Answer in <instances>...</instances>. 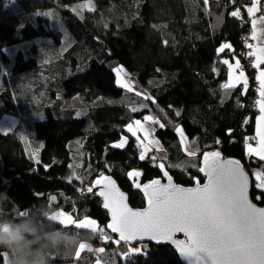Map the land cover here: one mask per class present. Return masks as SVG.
<instances>
[{
	"label": "trees",
	"instance_id": "trees-1",
	"mask_svg": "<svg viewBox=\"0 0 264 264\" xmlns=\"http://www.w3.org/2000/svg\"><path fill=\"white\" fill-rule=\"evenodd\" d=\"M252 2L0 0V218L16 219L19 212L44 205L51 214L63 211L77 222L94 219L109 231L102 201L86 191L101 174L117 181L132 207L142 208L145 200L128 175L134 170L147 182L161 176L157 165L163 164L176 183L192 186L204 180L201 159L214 151L240 160L250 172L264 170V161L248 154V145L258 143V92L252 83L247 92L241 83L223 87L230 78L223 61L234 66L252 50L243 41L252 27L247 12ZM237 7L243 21L231 15ZM225 43L231 49L219 52ZM118 66L148 90L150 99L117 85ZM76 96L85 103L108 99L77 117L75 109L64 107L65 99ZM145 105L149 108L132 111ZM151 111L163 125L156 137L166 155L150 150L141 160L139 141L127 125ZM27 125L43 143L39 162L25 135ZM180 127L189 139L197 138L196 158L181 144ZM123 137L125 146L113 147ZM77 152L83 157L80 171L74 166ZM252 196L264 204V190L254 185ZM53 223L90 236L87 242L104 249L87 259L76 253L67 261L53 257V264H182L163 244H117L110 233L105 240L71 222ZM0 264H8L3 249Z\"/></svg>",
	"mask_w": 264,
	"mask_h": 264
},
{
	"label": "snow or ice",
	"instance_id": "snow-or-ice-1",
	"mask_svg": "<svg viewBox=\"0 0 264 264\" xmlns=\"http://www.w3.org/2000/svg\"><path fill=\"white\" fill-rule=\"evenodd\" d=\"M258 3L259 0H256V4L247 9L250 15L258 10ZM231 15L239 17V9L233 11ZM260 23H264V18H261ZM256 24L257 21L253 20V29ZM252 39H257L255 34ZM248 47L251 48L252 45ZM226 48L231 49V45L225 43L218 51L223 52ZM248 55L255 57L254 67L259 69L264 64V47H257L255 52H249ZM223 63L228 65L230 70L229 81L223 87L234 89L237 83H242L243 92H247L248 78L240 61L236 60L234 66L227 59ZM236 70H239V76L233 77L232 73ZM116 72L119 77L123 69L117 68ZM256 79L260 82L258 91L261 97L258 101L261 112L257 132L259 144L256 148L249 144L248 154L264 161V70L259 72ZM117 84L129 91L132 90L130 83L122 79H118ZM145 99L150 98L145 97ZM132 111L135 112L137 109L134 107ZM143 119L158 123L151 116H145ZM127 131L139 141L141 148L139 158L145 159L150 149L144 145V141L140 140L137 133L143 131L149 134V129L144 127L141 120H135L127 125ZM177 131L183 137V130L177 129ZM126 143L127 137H123L121 142L113 147H124ZM157 143L158 141L155 140L149 141V144ZM197 151L198 149L190 151L188 155L195 156ZM219 158L218 151L204 154V167L200 168V171L207 176V183L196 188L174 186L167 171L164 172V175L168 176L167 185H162L160 180H153L144 185L135 183V187L142 188L147 198L148 207L143 211L128 207L125 194L119 191L110 177L101 174V177L94 181V186H98L95 194L103 198L102 207L111 213L112 222L107 228L119 234V239L115 243L121 241L129 243L132 240H143L145 237L158 243L171 242L176 245L180 255L188 261V264H264V208L256 207L249 200V176L239 161L223 162ZM157 167L163 169L164 165L158 164ZM128 175L139 177L142 173L134 170ZM254 175L258 181L256 187L264 190V170ZM197 184L199 185L198 181ZM86 191L92 193L93 187H87ZM50 199L55 201L56 197ZM18 215L24 216L27 212L21 211ZM49 218L62 225L71 222L76 228L90 229L93 233L99 229L103 239H110L94 219L85 217L77 222L73 220L72 215L63 211L53 212ZM176 233H183L186 239H175ZM85 248L86 244L82 243L79 250ZM88 250L91 251L90 248ZM98 251L103 252L104 249ZM130 251L140 253L141 249L132 248ZM79 254L80 252L77 251L76 256L78 257Z\"/></svg>",
	"mask_w": 264,
	"mask_h": 264
},
{
	"label": "clouds",
	"instance_id": "clouds-1",
	"mask_svg": "<svg viewBox=\"0 0 264 264\" xmlns=\"http://www.w3.org/2000/svg\"><path fill=\"white\" fill-rule=\"evenodd\" d=\"M50 215L40 205L16 219L0 218V249L8 253V264H53V257L67 261L90 240L78 230L57 227Z\"/></svg>",
	"mask_w": 264,
	"mask_h": 264
},
{
	"label": "rangeland",
	"instance_id": "rangeland-1",
	"mask_svg": "<svg viewBox=\"0 0 264 264\" xmlns=\"http://www.w3.org/2000/svg\"><path fill=\"white\" fill-rule=\"evenodd\" d=\"M262 1L263 0H259V3L257 4L258 10L253 15H251V17H258L262 13H264V5H261V4H263ZM254 4H256V0H253L252 5L249 6V7H252ZM24 45H26L27 47H29L30 46V43H26ZM24 45H21V46H24ZM21 46H17V47H21ZM13 49H15V48H13ZM248 57L249 58L243 59L242 62H240V64H241L242 69H243L244 73L246 74V76L248 77L250 75V77L252 79V78L256 77L255 76L256 68L254 67L255 59H254V57H251L249 55H248ZM117 68H122L123 69V72H121V74H120L119 77H118L117 72H116V69ZM117 68L115 69V74H116L117 80L118 79H122V81L129 82L130 85H131V89L132 90L129 91L127 88H122V87H120L117 84L120 88H122V89H124L126 91H129L131 93H135V94L139 93L138 96H142L144 98L145 97H149L148 90L145 87H143L138 82V80L133 75H131L128 72L127 69H125L123 66H118ZM237 73H239V70L237 71ZM234 74L236 75V71L234 72ZM241 86L243 88L242 83H241ZM250 86H251V82H250V79H248V88H247V91L249 90V87ZM252 87L258 92V89H259L258 87L253 86V84H252ZM107 99L108 98H106V97H101V98H98L93 103H85L79 96H76V97H73V98L65 99L64 107L67 108V109H75L77 111V114H76L77 117H84V116L87 115V113L92 108L100 107V106L105 105L106 103H104V102ZM129 105H131V103H129ZM148 108H149V106H146V107L145 106H143V107L140 106V107H137L136 109H137V111H140L142 109H148ZM145 116H151L153 118L155 117L154 114H153V111H151V113L145 114ZM138 120H140V119H138ZM154 120H156V119L154 118ZM141 122L143 123V125H144V127L146 129H149V134H146L145 132L140 131L138 133V136L140 137V140H143L144 141V145L147 148H149L150 150H153V151L157 152L158 153L157 155H159V157H164L166 155V151L165 152L164 151H161L162 145H161L160 141L158 140V138L156 137L157 128H155V126H152V128H151L147 124L145 125L144 124L145 120H141ZM179 129H182V128L180 127ZM25 135H26L27 141L29 142V144L31 145V147L34 149V159L37 162H39V154H40V150L39 149L41 148V144H43V143L41 141H38L37 136H36L35 127L34 126H31V125L25 126ZM178 135H179L180 142H181V144L183 146H185L187 153L190 152V151H193V150H197V149H198L197 153L199 152V143H198L197 138H195V139H189L185 135L184 132H183V137H182L179 131H178ZM152 137H153V139H152ZM151 140L158 141V143L157 144H149V141H151ZM78 145L80 146V143ZM78 145H77V148L75 150H77L78 152H80V150L78 148ZM252 146H253V148H255L256 147V144H254ZM38 152H39V154H38ZM78 152L76 154H74V157H75L74 166L77 168L78 171H80V167L82 165V159H83V157L81 156V153L78 154ZM196 155L195 156H191V157L196 158ZM78 171H77V173H79ZM258 171L259 170H253L251 172V175L254 177V180H255L256 184L258 183V181H256L254 174L256 172H258ZM77 177H79V176L75 174V177L74 178L77 179ZM99 228H103V227H100L99 226ZM103 229H104V232L109 237L112 235L109 231L105 230V228H103ZM95 233L96 234L97 233L100 234L99 229ZM89 248L91 249V251L88 250ZM98 250H99V246L98 245H95V244H92V243L87 242L86 243V248L83 249V250H79L80 254H79L78 258L79 259H87V258H89L91 255H93Z\"/></svg>",
	"mask_w": 264,
	"mask_h": 264
},
{
	"label": "water",
	"instance_id": "water-1",
	"mask_svg": "<svg viewBox=\"0 0 264 264\" xmlns=\"http://www.w3.org/2000/svg\"><path fill=\"white\" fill-rule=\"evenodd\" d=\"M203 157H204V156H203ZM203 157H202V159H201V165H200V168L204 167ZM219 159H220L221 161H223V162H226V161H228V160H236V161H239L240 165L244 168V170L246 171V173H247L248 176H249V188H248V198H249V200H250L253 204H255L256 207H258V208H264V204H262L261 199H260V196H257V197H259V199H257V198L254 199L253 196H252L253 187H254V179H253V176L251 175V172L249 171V168H248L246 165H244L240 160L235 159V158H226L225 156H223V155L220 154V158H219ZM159 169H160L161 176L158 177V178H155V179H153V180H160V182H161L162 185H167V184H168V182H169V181H168V176L171 177V183H172L174 186H177V187H180V188H196L197 186H202V185H204V184L207 183V176L205 175L204 172H201L200 170H199V172H200L201 176L204 178V180H203L202 182H201L200 180H196L195 183H194L192 186H184V185H181V184L176 183L175 179H174L173 176L170 174V172L165 168V166L163 167V169L160 168V167H159ZM165 171H167L168 176H165V175H164V172H165ZM105 176L110 177V179H111L112 181L115 182V186L119 189V191L125 194V196L127 197V199H126V203H127L128 207L132 208L133 210H139V211H143V210H146V209H147V207H148V205H147V198H146V196H145V194H144V191H143L142 188H136V187H135V183H139V184H141V185H144V184H148V183H150V182L153 181V180H150V181H147V182H142L140 176H139V177H129V178H130V182H131V184H133V190H134L135 192H139V193L143 196V198H144V200H145V205H144V207H142V208H134V207L131 206V204H130V202H129V196H128V194H127L126 192H124V191L120 188V186H119V184L117 183V181H116L112 176H108V175H105ZM197 181L199 182V185L197 184ZM97 191H98V186H95L94 189H93V192H92L91 194L96 195L95 193H96ZM96 196L102 201V204H103V198L100 197V196H98V195H96ZM102 210H103L105 213L108 214V216H109V223H111L112 220H111V213H110V211H109L108 209L103 208V207H102ZM109 223H108V224H109ZM108 230H109V232H110L115 238H117V240L119 239V234H118V233H114V232H112L111 229H109V228H108ZM175 239H177V240H185L186 237L184 236L183 233H176V234H175ZM121 242H123V241H121ZM123 243H125V242H123ZM128 244L131 245V246H134V245H136V244H152V245H161V244H163V245H166V246H168V247H170V248H172V249L174 250V252L177 254V256L179 257V260H180V262H181L182 264H188V261L185 260V259L180 255L179 251H178L177 248H176V245L173 244V243H171V242L162 241V242H159V243H158V242L155 241V240H150V239H148L147 237H145L143 240H132V241H130Z\"/></svg>",
	"mask_w": 264,
	"mask_h": 264
},
{
	"label": "crops",
	"instance_id": "crops-1",
	"mask_svg": "<svg viewBox=\"0 0 264 264\" xmlns=\"http://www.w3.org/2000/svg\"><path fill=\"white\" fill-rule=\"evenodd\" d=\"M251 16V15H250ZM261 18H264V13H262L260 16H258V17H251V23H252V21L255 19L256 21H257V24H256V27H255V29H253V34H255L256 35V37H257V39H253L254 40V45H253V47H252V50H251V52H255L256 50H257V47H264V23H260V20H261ZM252 27H253V25H252ZM254 59H255V57H254ZM255 63V62H254ZM256 68V67H255ZM261 70H264V64H262L261 66H260V68L258 69V68H256V73H255V76L257 77L258 75H259V72L261 71ZM233 75V77H238L239 76V73H237L236 72V75L235 74H232ZM246 75V74H245ZM255 77V78H256ZM248 79H250V82H251V77H250V75L247 77ZM257 80V79H256ZM259 81V80H258ZM260 83V82H259ZM258 99H257V101H260V99H261V97H260V93H259V91H258ZM257 109H259V111H260V105H259V103L257 102ZM260 116H261V112H260ZM260 116H258L257 117V121H256V137H257V140L256 141H258V143L256 144V147H258V144H259V137H258V135H257V132H258V129H259V117ZM144 124L146 125H148V126H150L151 128H152V126H155V128H159L160 127V124H157V123H152V121H145L144 122ZM139 133V132H138ZM138 133H137V135H138ZM39 143V142H38ZM41 144V143H40ZM42 147H43V144H41V148L39 149L40 150V152H41V149H42ZM255 147V148H256ZM150 151V150H149ZM148 151V152H149ZM161 151H164V148L162 147L161 148ZM147 152V153H148ZM165 152V151H164ZM38 154H39V152H38ZM40 155V154H39ZM165 157V156H164ZM164 157H162V158H164ZM75 177V176H74ZM67 224H70V223H67Z\"/></svg>",
	"mask_w": 264,
	"mask_h": 264
},
{
	"label": "built area",
	"instance_id": "built-area-1",
	"mask_svg": "<svg viewBox=\"0 0 264 264\" xmlns=\"http://www.w3.org/2000/svg\"><path fill=\"white\" fill-rule=\"evenodd\" d=\"M237 9H239V11H240V16L236 17V18L239 19V21H243V11H242L241 7H237L236 10ZM252 36H253V29H252V27H248L246 33L243 36V41H244L245 47L249 48L248 45L253 46L254 40L252 39ZM246 56H247V58H249L248 55H246Z\"/></svg>",
	"mask_w": 264,
	"mask_h": 264
},
{
	"label": "bare ground",
	"instance_id": "bare-ground-1",
	"mask_svg": "<svg viewBox=\"0 0 264 264\" xmlns=\"http://www.w3.org/2000/svg\"><path fill=\"white\" fill-rule=\"evenodd\" d=\"M243 58L245 59V58H247V56L245 55ZM241 61H242V60H241ZM251 83L253 84V86H256V87H258V88H259V86H260L259 81L256 80L255 77L251 79ZM152 139H153V137H152Z\"/></svg>",
	"mask_w": 264,
	"mask_h": 264
},
{
	"label": "flooded vegetation",
	"instance_id": "flooded-vegetation-1",
	"mask_svg": "<svg viewBox=\"0 0 264 264\" xmlns=\"http://www.w3.org/2000/svg\"><path fill=\"white\" fill-rule=\"evenodd\" d=\"M259 116H260V114H259ZM252 156H255V155H252ZM255 157H257V156H255ZM257 158H259V157H257ZM261 171V170H260ZM253 179H254V177H253ZM254 182H255V180H254ZM256 183V182H255Z\"/></svg>",
	"mask_w": 264,
	"mask_h": 264
}]
</instances>
